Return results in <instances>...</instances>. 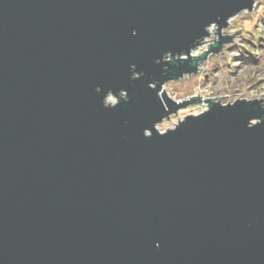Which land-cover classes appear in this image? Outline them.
<instances>
[{
	"label": "water",
	"instance_id": "1",
	"mask_svg": "<svg viewBox=\"0 0 264 264\" xmlns=\"http://www.w3.org/2000/svg\"><path fill=\"white\" fill-rule=\"evenodd\" d=\"M253 3L0 0V264H264V98L162 89ZM109 89L130 101L104 108Z\"/></svg>",
	"mask_w": 264,
	"mask_h": 264
},
{
	"label": "rangeland",
	"instance_id": "2",
	"mask_svg": "<svg viewBox=\"0 0 264 264\" xmlns=\"http://www.w3.org/2000/svg\"><path fill=\"white\" fill-rule=\"evenodd\" d=\"M253 4L247 14H242L243 10L228 20L222 33L242 30L235 32L233 41L224 43L218 53L208 55L197 73L164 82L162 89L169 97L176 101L192 96H200L201 100L216 97L210 100L221 104L232 103L236 98H264V0H254ZM216 39L215 33L208 32L190 54L199 55L208 50ZM205 108L206 103H194L164 118L155 127L158 131L172 128L185 115L200 113Z\"/></svg>",
	"mask_w": 264,
	"mask_h": 264
},
{
	"label": "clouds",
	"instance_id": "3",
	"mask_svg": "<svg viewBox=\"0 0 264 264\" xmlns=\"http://www.w3.org/2000/svg\"><path fill=\"white\" fill-rule=\"evenodd\" d=\"M242 14H247V10L245 9ZM216 27H217V25H216L215 22H210V23H208V24H206L204 26V30L209 32V33L214 34L215 30H216ZM133 34L135 35V31L133 32ZM181 51H183V50H181ZM171 53H172V51H170V50L169 51H165L162 54V57L167 56V58H171ZM193 54H195V53H193ZM184 58L186 59L187 57H184ZM159 60L160 59L156 60V63H158ZM135 69H136L135 65H132L130 67V79L133 80V81L136 80V79H139V78H141V77H143L145 75V73L143 71L137 72ZM153 83H150L148 85V87L150 89L152 88ZM97 89H100V88L97 87L96 91H97ZM101 91L102 90L100 89V91H97V93H100ZM120 97H122L124 99V101H126V102L130 101V96H129V93H128V91L126 89H120L118 91H114L112 89H109V90H107L106 93L103 94V96L101 98V104L106 109H109V110L115 109L121 104L120 99H119ZM125 123H127V122H125ZM154 125H155V122L153 123L152 127ZM167 127H172V125H168ZM247 127L248 128H252V126L250 124H248ZM148 129H150V128H145L143 130L142 134H143V136L145 138L148 135H150V133L148 132ZM164 131H165V128H160L161 134H163Z\"/></svg>",
	"mask_w": 264,
	"mask_h": 264
}]
</instances>
